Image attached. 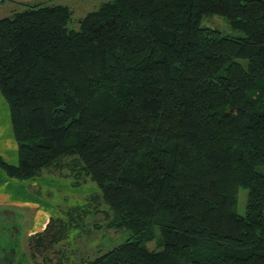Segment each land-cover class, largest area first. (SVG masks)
<instances>
[{
    "label": "trees",
    "instance_id": "trees-1",
    "mask_svg": "<svg viewBox=\"0 0 264 264\" xmlns=\"http://www.w3.org/2000/svg\"><path fill=\"white\" fill-rule=\"evenodd\" d=\"M213 14L227 33L203 24ZM71 19L46 1L0 17L17 144L0 169L97 188L30 234L29 253L52 264L99 211L127 235L80 264H264V0H106Z\"/></svg>",
    "mask_w": 264,
    "mask_h": 264
},
{
    "label": "rangeland",
    "instance_id": "rangeland-1",
    "mask_svg": "<svg viewBox=\"0 0 264 264\" xmlns=\"http://www.w3.org/2000/svg\"><path fill=\"white\" fill-rule=\"evenodd\" d=\"M95 3V0L92 1L91 10L96 8L93 5ZM76 15L75 13V16ZM75 18L76 17H72L68 22V27L74 29L78 28V23ZM203 24L216 27L223 33L229 31L226 21L221 16L215 14L207 16ZM258 169L264 172V165H259ZM42 175L47 178H53L54 181L59 184V189L57 191L46 190L38 185L30 186L35 194L42 195V198L53 205V215H50L51 217H64L65 215L63 213L67 209L78 203L85 202L86 196L94 193L97 189L94 183L89 180L74 186L71 184V178L63 177L60 175V172L55 170L45 169ZM246 199L247 191L245 188L240 187L234 207L237 213L244 214ZM103 207L104 205L100 208L103 209ZM2 208L3 207H0V257L9 253L8 258H11L9 261H6V263H3L44 264L42 255L39 254L33 257L29 253L27 246V238L29 236L28 229L32 228L33 222L35 221L34 216H37L35 213L36 208L15 207L20 213H5ZM82 218V221H78L77 219L72 223L73 225H71L67 235L58 243L54 244L52 252H46L45 256L46 258H50L52 264H80L83 260L102 253L108 248L123 241L127 235L126 232L120 229L105 228L104 224L107 223L108 219H104L102 212L98 211L91 213L87 216H82ZM76 223H78V225H74ZM83 223L85 224L80 226V224ZM92 223H96L99 227H93L91 225Z\"/></svg>",
    "mask_w": 264,
    "mask_h": 264
},
{
    "label": "crops",
    "instance_id": "crops-1",
    "mask_svg": "<svg viewBox=\"0 0 264 264\" xmlns=\"http://www.w3.org/2000/svg\"><path fill=\"white\" fill-rule=\"evenodd\" d=\"M43 1L66 5L71 10L72 17L79 18L91 11L92 1L94 0H0V17L9 15L13 11L20 10L23 3H37ZM95 1L96 3L93 5L97 8L100 3L105 0ZM75 13L77 14L76 16ZM0 156L8 163L15 164L17 162V146L13 137L8 105L1 93ZM32 185H38L50 191H57L59 189V184H57L53 178L51 179V177L47 178L41 174L28 179H15L9 177L0 169V206L9 207L15 213H20L15 207L36 208L35 213L37 216H34L35 221L33 222L32 228L28 229V235L41 231L48 222L49 216L53 215V205L42 198V195L35 194L32 188H30Z\"/></svg>",
    "mask_w": 264,
    "mask_h": 264
},
{
    "label": "flooded vegetation",
    "instance_id": "flooded-vegetation-1",
    "mask_svg": "<svg viewBox=\"0 0 264 264\" xmlns=\"http://www.w3.org/2000/svg\"><path fill=\"white\" fill-rule=\"evenodd\" d=\"M0 207H3L2 208V210L5 212V213H10V212H12V213H15L11 208H9V207H4V206H0ZM2 211V212H3ZM9 254V253H8ZM4 255L3 257H0V263L1 264H5L6 263V261H9V259H11V258H8V256L9 255ZM3 262H5V263H3Z\"/></svg>",
    "mask_w": 264,
    "mask_h": 264
}]
</instances>
